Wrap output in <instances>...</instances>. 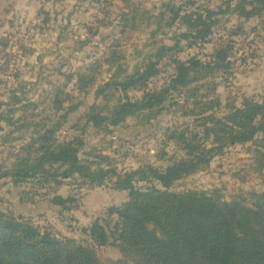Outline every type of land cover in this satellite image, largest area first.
I'll return each instance as SVG.
<instances>
[{"label":"trees","instance_id":"1","mask_svg":"<svg viewBox=\"0 0 264 264\" xmlns=\"http://www.w3.org/2000/svg\"><path fill=\"white\" fill-rule=\"evenodd\" d=\"M215 1V8L191 2L187 7L169 9L168 25L182 30L170 39V45L163 40L158 42L155 53L131 73L124 74L117 66L115 74L96 91V96L104 95L107 101L106 112L91 107L84 115L85 126L74 127L80 134L69 140L58 138L67 115L76 110L74 104L69 108L64 106L73 98L65 84L54 87L53 118L46 117L41 124H32L20 117L13 121L17 112L34 107L32 102L22 105L23 98L16 96L15 91L9 92L8 103L0 102V108H6L0 112V123L13 127L5 137L16 131L34 129L30 140L21 147L18 163L12 168L0 164V183L11 189L22 184L39 186L40 190L34 189L37 193L17 192L20 204L29 205L43 197L61 212L78 210L73 193L44 194L63 186L73 187L77 180L82 183L79 189L110 183L111 190L127 192L124 203L107 207L102 220L80 229L83 236L80 240L58 236L51 224L38 226L29 217L0 210V264H264V190H254L245 198L231 201L223 199L217 190L172 191L178 181L197 173L215 157L237 146L250 145L254 172H264V96L257 98L243 93L229 97L220 106V112L216 108L220 105L219 99L216 98L219 103H214L212 98L216 85L209 91L207 85L219 73L231 74L235 53L232 38L242 36L245 29L242 26L251 20H258V24L263 22L264 0ZM167 8L164 4L159 18H165ZM233 15L240 22L238 28L230 32L224 30L228 38L213 42L210 54L205 58L192 56L186 62L179 60L182 43L204 52L203 47L211 44L214 28L219 26V17ZM123 18L126 23L123 27L131 31L138 25L152 26L150 19L136 12ZM257 30L251 28L249 33L255 34ZM262 30L264 32V27ZM115 54L111 50L105 60L110 68L118 61ZM166 65L173 67L169 80L159 88L149 89L151 79L159 76ZM87 72L75 75L78 88L86 86L85 77L91 75V71ZM68 80L73 81V75ZM201 83L206 84L209 94L202 92ZM132 91L140 92L141 97L131 100L128 94ZM174 94L180 97L178 102L182 104L181 119L191 120L167 130L159 158L165 160L166 150L173 144L180 156L168 158L173 161L172 165L161 169L144 164L124 170L113 166L109 156L95 149L84 152L86 142L82 135L88 128L114 136L116 128L127 125L130 112L142 117L150 113L148 119L155 121ZM133 123L140 124L139 121ZM90 159L100 161L94 164ZM103 163L105 168L100 166ZM141 183L144 186H139ZM0 203L5 205L1 197ZM107 246L119 252V260L100 259L98 250Z\"/></svg>","mask_w":264,"mask_h":264},{"label":"rangeland","instance_id":"2","mask_svg":"<svg viewBox=\"0 0 264 264\" xmlns=\"http://www.w3.org/2000/svg\"><path fill=\"white\" fill-rule=\"evenodd\" d=\"M191 2H197L205 7L217 6L215 0H133L130 3H122L120 0H0V102L8 103L9 92L15 91L16 96L23 98L22 105L32 102L34 107L17 112L13 121L20 117L29 123L41 124L46 117L53 118L51 101L54 87L65 84L66 91L73 98L64 106L69 108L74 104L76 110L67 115V122L60 130L58 138L69 140L79 135L80 132L74 127L85 126L84 115L91 107H95L99 112H106L107 101L104 95L96 96V91L115 74L117 66H120L124 74H129L135 67L142 66L149 55L155 53L159 46L158 42L163 40L165 44L170 45V39L182 28L168 25L167 11L176 9L178 6L187 7ZM164 4L168 5V8L165 10L163 19L159 18V12ZM233 4L235 6L236 3ZM132 12L138 13L146 20L150 19L152 26L142 28L138 25L133 31L123 27V24H126L123 16H131ZM219 18V26L214 28L215 34L211 37V44L203 47L204 52L194 47L187 48L185 43H182L183 50L178 55L180 61L186 62L192 56L205 58L207 54H210L213 42L218 41L219 38L224 40L228 38L224 30L234 31L240 23L235 15ZM262 27H264V19L261 24L254 27H250L249 23L244 24L242 26L243 29L245 28L244 34L232 38L235 41V53L231 74L223 76L219 73L208 81V91L214 84L216 85L215 98L214 96L212 98L214 103H219L216 102V98L220 101V105L216 107L218 111H222L221 107L229 97L243 94L241 93L243 84L250 75L257 70H264ZM251 28L260 30L258 38L255 37L256 34L252 35V39L249 38L248 33ZM259 43L262 46L261 49H257ZM111 50L116 52L118 61L110 68L105 60L109 57ZM162 70L159 76L151 79L149 89L159 88L173 74L171 66H163ZM87 71H91V75L85 77L86 86L78 88L75 75L78 72L87 74L89 73ZM72 75L73 81L69 82L68 79ZM200 85L202 92L208 93L206 84ZM128 96L131 100H135L141 97V93L132 91ZM253 96L262 98L264 91L255 93ZM179 99L177 94L169 98L165 103V110L155 121L150 122L148 119L150 113L142 117L135 112H130L126 118L127 125L116 128L114 136H105L88 128L82 135L86 142L84 152L95 149L100 154L109 156L111 159L109 162L118 169L136 168L144 164L164 169L172 165L173 161H169L168 158L180 156L173 144L166 150L168 157L165 160L159 158L162 153V143L167 137V130L191 120L181 119L182 104L178 102ZM5 110V107L0 108V112ZM133 121H139L140 124L137 125ZM0 127H2L0 164L4 168H12L16 162L18 163L21 147L30 140L34 129L30 128L25 132L16 131L13 135L5 137L13 130V127L6 126L3 122L0 123ZM249 147L250 145L227 149L223 155L215 157L208 166L178 181L172 191L183 193L217 190L223 199L231 201L240 197L245 198L248 192L264 190V173L254 172V163H252L254 154L248 149ZM81 158L84 156L82 155ZM96 160L90 159V162L96 164ZM105 165L103 163L100 166L105 168ZM74 185L69 189L65 186L52 192L50 188L49 193L44 194L58 191L66 195L68 191L73 192L76 203L84 206L82 200L84 197L81 193L86 196V192H81L78 188L82 183L77 180ZM108 185L103 187H110V183ZM139 186L144 184L141 183ZM34 189L40 190L39 186L33 184H22L17 189H11L9 185L0 183V197L3 198L2 194L10 192L8 194H12L15 200L3 202L5 204L3 208L31 218L35 225L51 224L58 236L82 239L81 224L79 219L76 220V215L68 212L71 223L65 224L63 221L65 212L54 209L48 214L49 208L52 209V207L43 197H38L39 200L36 202L39 203L35 209L30 207L29 211H25L21 208L17 192L24 193L30 190L31 193H37L38 191ZM94 189L98 192H101L99 189L105 190L101 187L89 188V190ZM122 201L118 198L116 203H122ZM104 217L103 211L95 215H87L86 219L96 221ZM98 254L101 260L120 259L119 252L111 246L100 248Z\"/></svg>","mask_w":264,"mask_h":264},{"label":"crops","instance_id":"3","mask_svg":"<svg viewBox=\"0 0 264 264\" xmlns=\"http://www.w3.org/2000/svg\"><path fill=\"white\" fill-rule=\"evenodd\" d=\"M257 24H258V20H255V22H254V20H251L249 22L250 27H254ZM261 33H263L262 30H261ZM255 34L248 33V36L251 39L253 37L252 35H255V37L258 38L257 36L260 34V30L258 29L255 32ZM263 40H262V42H264ZM261 47L262 46L259 43L257 49H261ZM248 73H250V72H248ZM243 85H244V88H243V90H241V93L243 92L246 95H252V94L264 91V70H257L256 72H254L252 75H250L248 77L247 80H245V84H243ZM130 169H132V168H130ZM124 170H128V169H124ZM263 181H264V176H263ZM63 187H65V186H63ZM69 187L70 186H67L68 189H69ZM101 188H103V190L104 189L105 190L102 191V189H99V190H101V192H98L97 189L89 190V188H86V187L80 189L81 192L82 191L86 192V196L82 195V193H81V196L84 197V198H82L84 206H82V204H79V209L78 210H75V211L69 212V213H74L76 215V218H77L76 220L79 219L80 224H81V228H84V227L86 228L92 222H95V221H93V219H90L88 221V219H86L87 215H95L96 213H100V212H103V211L105 212V209L107 207L112 206V205L119 206L122 203H124L126 201V199H127V192H116V191L111 190L110 187H107V188L101 187ZM107 192L109 194H107ZM57 193L60 194L59 192H57ZM68 193H69V191L66 193V195H68ZM66 195H63V196H66ZM2 197H3L2 198L3 202H5V201H11V202L15 201V200H13L14 197H13L12 194L4 193V194H2ZM118 198H121L123 200L122 203H116ZM36 201L32 202L29 205L20 204L21 208L23 210H25V211H29L31 209L30 207L35 209L38 206L37 203H39V202H36ZM31 205H33V206H31ZM3 206L4 205L0 203V210H6V209L3 208ZM54 209L55 208H52V209L49 208L48 214L52 213ZM59 211L60 210H58V212ZM84 211H86L85 214H84ZM100 220H102V219H99V220H96V221H100Z\"/></svg>","mask_w":264,"mask_h":264},{"label":"built area","instance_id":"4","mask_svg":"<svg viewBox=\"0 0 264 264\" xmlns=\"http://www.w3.org/2000/svg\"><path fill=\"white\" fill-rule=\"evenodd\" d=\"M63 221H64L65 224H69V223H71V221H70V215H69L68 212H65V213H64Z\"/></svg>","mask_w":264,"mask_h":264}]
</instances>
